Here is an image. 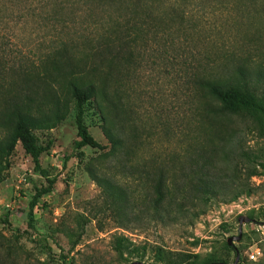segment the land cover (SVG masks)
<instances>
[{"label": "rangeland", "instance_id": "1", "mask_svg": "<svg viewBox=\"0 0 264 264\" xmlns=\"http://www.w3.org/2000/svg\"><path fill=\"white\" fill-rule=\"evenodd\" d=\"M192 2L186 7L187 16L197 25L198 37L188 38L184 52L166 49L161 42L151 43L144 64L136 73L132 71L128 82L130 129L137 124L141 136L150 142L148 157L164 158L170 153L167 151L182 149L190 136L193 94L185 83L183 68H189L195 56L205 58L211 51L223 61L219 70L224 75L239 65L246 66L258 93L264 92V0ZM5 14L0 23V142L13 130L14 104L29 103L39 115L49 106V98H43L46 84H52L44 72L34 71L49 50V27L38 25L32 17L23 20L17 9ZM79 17L80 22L68 28L70 32L94 28L86 12ZM180 42L178 39L176 44ZM58 94L64 97L60 90ZM69 104L70 111L61 124L36 131L41 141L54 140L41 161L55 183L49 193L39 197L33 227L28 224L29 204L37 188L48 186V181L34 170L32 157L20 142L8 159L9 167L2 166L0 264H62L61 254L66 256V264H130L134 260L147 264H205L209 260L264 264V169L250 179L254 191L231 202L213 199L162 220L153 218L154 209L138 198L118 217L114 208L102 207V187L90 174L92 169L113 177L110 159L98 148L74 149L76 108L71 98ZM104 115L95 103H88L85 119L89 130L101 144L109 145L103 132ZM224 135L226 147V140L232 138L233 148L252 151L264 160V125L258 120L245 115L224 119ZM225 156L217 164L220 173L232 166ZM246 164V160L236 164L240 179H247ZM127 179L135 187L133 176ZM202 209L205 212L196 216ZM9 211L11 226L1 222ZM240 216L250 221L242 224V239L229 246L227 239L239 234ZM17 229L26 232L19 239ZM115 234H124L131 241L123 253L113 248ZM43 237L48 238L52 254L36 241ZM7 244H12L11 250ZM236 249L240 251L238 261Z\"/></svg>", "mask_w": 264, "mask_h": 264}, {"label": "trees", "instance_id": "2", "mask_svg": "<svg viewBox=\"0 0 264 264\" xmlns=\"http://www.w3.org/2000/svg\"><path fill=\"white\" fill-rule=\"evenodd\" d=\"M192 1L0 0V23L7 17L5 13L17 9L23 20L32 17L38 25L49 27L51 35L49 50L41 58V64L34 67V71L51 78L52 84H46L43 98H49V106L37 115L29 103L14 104L13 130L0 142V181L4 180L2 166L9 167L8 159L18 142L32 157L34 170L48 181V186L37 188L30 201L27 217L31 227L39 197L49 193L55 183L41 161L54 140L43 142L36 131L51 130L61 124L70 111V98L75 104L77 124L73 147L98 148L110 159L108 167L115 172L113 177L92 169L90 174L102 187V207L114 208L118 217L126 214L129 204L138 198L154 209L153 218L163 220L177 212L205 206L213 199L231 202L254 191L250 179L259 174L260 168L264 169V160L252 151L233 148L232 138L226 140L227 147L224 144V119L245 115L264 125V92L258 93L252 71L246 66L239 65L224 75L219 70L223 61L207 51L205 58L195 56L189 68H183L193 98L190 136L182 149L167 151L170 153L164 158L152 154L148 157L145 154L152 150L150 142L141 136L137 124L130 129L132 108L127 90L132 71L136 73L144 64L151 43L161 42L166 49L179 48L184 52L188 38L198 37L197 25L187 16L186 7ZM82 12L88 14V22L94 28L70 32L68 28L80 22ZM178 39L180 44H176ZM59 90L64 97H60ZM91 102L106 114L103 132L109 145L101 144L89 130L85 115ZM224 154L232 166L220 173L217 164L224 160ZM135 158L137 164L133 163ZM242 160L247 162L246 180L238 176L236 164ZM130 175L135 187L129 184ZM204 212L202 209L195 215ZM10 213L1 218L8 226L12 225ZM24 233L17 229L16 237L19 239ZM36 241L48 255L52 254L48 238ZM130 242L124 234H115L113 248L123 253ZM6 248L11 250L12 244ZM61 256V263L66 264V256ZM205 264L228 263L209 260Z\"/></svg>", "mask_w": 264, "mask_h": 264}, {"label": "water", "instance_id": "3", "mask_svg": "<svg viewBox=\"0 0 264 264\" xmlns=\"http://www.w3.org/2000/svg\"><path fill=\"white\" fill-rule=\"evenodd\" d=\"M245 221H250L249 217H245V216H240V229H239V234L238 235H234V236H230L227 241L229 245H234L235 244V240H241L242 236H243V231H242V224ZM237 252V256H236V261H238V259L240 258V251L238 249H236ZM130 264H147L144 261L141 260H134L133 262H131Z\"/></svg>", "mask_w": 264, "mask_h": 264}]
</instances>
